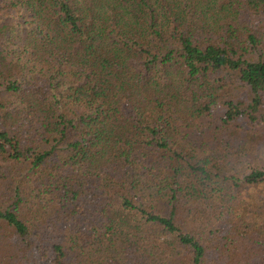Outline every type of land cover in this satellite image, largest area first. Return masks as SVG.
I'll return each instance as SVG.
<instances>
[{"label": "trees", "instance_id": "16d2710c", "mask_svg": "<svg viewBox=\"0 0 264 264\" xmlns=\"http://www.w3.org/2000/svg\"><path fill=\"white\" fill-rule=\"evenodd\" d=\"M262 123L264 0H0V264H216Z\"/></svg>", "mask_w": 264, "mask_h": 264}, {"label": "rangeland", "instance_id": "374dc122", "mask_svg": "<svg viewBox=\"0 0 264 264\" xmlns=\"http://www.w3.org/2000/svg\"><path fill=\"white\" fill-rule=\"evenodd\" d=\"M255 134L264 142V123L255 128ZM264 148L244 158L243 165L252 162L256 168L264 167ZM241 177V176H237ZM230 189L227 196H230ZM234 209H225V218L219 223L220 243H230L221 256H214L216 264H264V185H252L239 195ZM214 244V243H213ZM215 245V244H214ZM219 255V254H216Z\"/></svg>", "mask_w": 264, "mask_h": 264}]
</instances>
